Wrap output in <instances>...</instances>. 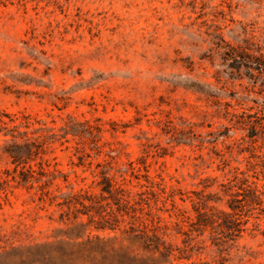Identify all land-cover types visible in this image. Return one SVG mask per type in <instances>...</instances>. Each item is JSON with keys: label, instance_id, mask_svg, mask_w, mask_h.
I'll list each match as a JSON object with an SVG mask.
<instances>
[{"label": "rangeland", "instance_id": "obj_1", "mask_svg": "<svg viewBox=\"0 0 264 264\" xmlns=\"http://www.w3.org/2000/svg\"><path fill=\"white\" fill-rule=\"evenodd\" d=\"M263 43L264 0H0V264H264Z\"/></svg>", "mask_w": 264, "mask_h": 264}, {"label": "trees", "instance_id": "obj_2", "mask_svg": "<svg viewBox=\"0 0 264 264\" xmlns=\"http://www.w3.org/2000/svg\"><path fill=\"white\" fill-rule=\"evenodd\" d=\"M263 45H264V43H263ZM247 61H239L238 62V67H237V74H236V76L237 77H240V76H242V74H243V72H242V68H243V66H245L247 63H246Z\"/></svg>", "mask_w": 264, "mask_h": 264}]
</instances>
